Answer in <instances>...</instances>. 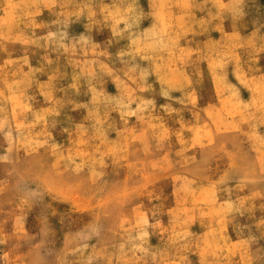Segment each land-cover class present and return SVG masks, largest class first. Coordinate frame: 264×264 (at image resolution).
<instances>
[{
    "label": "rangeland",
    "instance_id": "rangeland-1",
    "mask_svg": "<svg viewBox=\"0 0 264 264\" xmlns=\"http://www.w3.org/2000/svg\"><path fill=\"white\" fill-rule=\"evenodd\" d=\"M0 264H264V0H0Z\"/></svg>",
    "mask_w": 264,
    "mask_h": 264
}]
</instances>
